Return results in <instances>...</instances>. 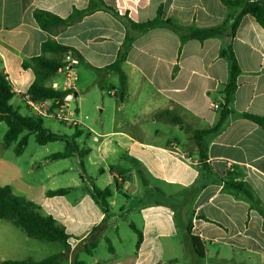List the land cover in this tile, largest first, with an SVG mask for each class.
Listing matches in <instances>:
<instances>
[{
    "label": "crops",
    "instance_id": "obj_1",
    "mask_svg": "<svg viewBox=\"0 0 264 264\" xmlns=\"http://www.w3.org/2000/svg\"><path fill=\"white\" fill-rule=\"evenodd\" d=\"M103 1L119 15L97 10L52 36L80 55L77 98L91 87L108 94L115 89L109 94L108 123L91 126L75 107L83 123L68 126L82 131L77 143L88 151L82 161L85 177L68 186L67 195L48 197L47 191L56 189H47L42 177H28L34 169L24 173L17 161L6 157L5 150H13L15 144L6 147L3 137L0 185H9L15 195L39 205L41 214L54 217L72 236L73 249L99 225L100 243L104 214L89 189L92 184L109 188L107 226L114 224L123 243L115 219H129L130 228L133 225L142 233V242L137 248L138 235L133 230L137 238L120 249L112 245L109 257L99 258L98 248L93 256L87 255L92 264H264V128L245 116H264V27L246 14L232 35L241 8L230 9L221 0ZM88 4L89 0H0V74L8 77L18 99L12 105L19 112L25 109L24 114L20 112L23 116H38L26 99L35 76L23 63L39 56L42 43L50 37L36 23L34 11L66 18ZM160 16L184 28L224 25V29L202 42L184 43L167 26L149 29L126 52L121 64L123 81L119 73L106 71L115 62L127 31L133 32L129 21L143 23ZM230 46L241 70L237 88L228 106L230 114L218 132L206 137V157L201 159L193 134L220 120L223 91L231 76L230 61L221 51ZM58 59L63 61L64 54ZM59 77L53 81L63 85ZM165 111L179 116L183 124L158 116ZM179 153L191 156L195 164L184 162ZM70 158L81 164L78 155ZM97 166L98 175L88 176V167ZM233 181L244 183L252 197L234 188ZM77 191L74 202L60 203ZM56 213L65 214L72 227ZM63 251L59 242L28 239L19 228L0 220L1 260H42ZM83 254L79 253L80 258ZM72 256L59 264H72Z\"/></svg>",
    "mask_w": 264,
    "mask_h": 264
},
{
    "label": "trees",
    "instance_id": "obj_2",
    "mask_svg": "<svg viewBox=\"0 0 264 264\" xmlns=\"http://www.w3.org/2000/svg\"><path fill=\"white\" fill-rule=\"evenodd\" d=\"M221 2L230 9L241 8L240 13L232 25V35L236 31L242 16L246 14L253 16L257 22L264 27V0H221ZM97 10L110 12L116 16L119 15L113 7L107 5L103 0H89V4L85 9H74L66 18L59 17L44 10L34 11L33 15L36 23L42 30L49 33L50 37L42 43L41 54L39 56L33 57L23 63V68L31 69L35 76L32 85L27 91V95L32 101L39 102L50 100L53 102V107H56L55 102L62 103L66 95L71 92L69 90H57L52 87V82L57 75V71L63 64L62 61H59L58 55L65 54L68 51L73 52L79 58L80 55L73 48L58 43L52 36H55L60 28L73 25L84 16ZM129 23L131 24L133 32L130 30L127 31L124 44L119 50L115 62L105 68L106 71L119 73L121 81L124 80L121 64L125 58V54L136 37L145 31L156 27L167 26L177 32L180 35L181 42L184 43L191 39L202 42L219 35L224 29V25L207 28H184L175 24L171 19H162L161 16L143 23H134L132 21H129ZM221 55L228 57L230 61L231 76L229 83L225 86L223 91L224 104L220 108V120L212 128L196 130L193 134V140L198 147L201 159L206 157V137L218 132L226 117L230 114L228 106L237 88V78L241 72L231 46L221 51ZM15 95L16 92L8 81V77L0 74V122H4L8 127L4 135V145L6 147H11L15 144L13 147L14 153L20 156L28 147L31 136H33L35 141L41 146L54 142H64V151L51 154L49 158L52 160H61L78 155L83 166L82 161L84 157L87 156L88 151L82 149L77 143V138L81 137L82 131L76 127V130L70 136L52 132L49 128L45 127L43 117L34 115L23 116L18 109L14 108L11 100ZM158 116L173 124H183V120L171 111H165ZM245 116L264 128V116L251 114H246ZM231 184L234 188L252 197L251 192L246 188L244 183L233 181ZM70 191V188L49 190L47 191V196H65ZM89 193L104 214L103 222L107 221L111 217V207L109 204L111 190L109 188L101 189L92 184ZM0 220H6L19 228L28 239L43 243L59 242L64 246L63 252L53 254L42 260H35L32 257H27L21 261L0 259V264H59L71 253L73 255L72 264H87L86 261L80 258L79 253L83 252L88 256H93L99 245V238L96 232L99 230L100 225L73 249L70 242L72 236L66 229L59 225L54 217L41 214L40 207L35 202L23 196L15 195L9 185H0ZM132 228L138 235L136 244L138 248L142 242V233L133 225ZM106 242L109 244V251L111 253L114 252L111 241L106 239Z\"/></svg>",
    "mask_w": 264,
    "mask_h": 264
},
{
    "label": "rangeland",
    "instance_id": "obj_3",
    "mask_svg": "<svg viewBox=\"0 0 264 264\" xmlns=\"http://www.w3.org/2000/svg\"><path fill=\"white\" fill-rule=\"evenodd\" d=\"M61 80L62 77H59ZM112 97L108 93H104L100 87H91L88 90L80 91L79 97L76 101L72 104V108L78 107L80 114L84 117L87 116L88 119L86 122L94 126L99 121L103 123H108L111 119V103ZM18 103V99L14 98L12 100V104L16 106ZM22 114L25 113V109L20 111ZM62 123H68V121L57 120L52 118H45L44 125L45 127L49 128L54 133L59 134H71L74 132L73 129L69 127L78 126L70 122L65 126ZM69 126V127H68ZM162 125L161 127H163ZM7 131V125L2 122L0 123V141L3 139L5 133ZM162 131L167 133V129L162 128ZM81 139L80 141H82ZM65 149L64 142H54L50 143L46 146L39 145L33 136L30 137V142L20 157H17L12 149L5 150L4 154L6 157L11 158L17 163L20 164L21 169L24 173L29 171L30 169H34L32 175L29 174L28 177H40L43 178L45 186L47 189H57V188H67L68 186H73L76 183L81 182L80 176L85 177V170L84 167L78 162L76 158H69L65 160H50L48 159V155L62 152ZM38 167V168H37ZM88 176H96L98 175V166L94 167V169H90L88 167L87 172ZM108 173V172H107ZM87 177V176H86ZM101 185V184H99ZM78 194V191L75 192L74 195L67 198V200H63L64 203L66 202H74L75 195ZM52 203H49L50 205ZM116 214H120L118 208H115ZM59 220L64 222L69 228L72 227V224L67 221L66 215L56 213ZM116 222L119 223L120 226V234L122 235L124 241L121 243L118 240V236L113 228L114 224H110L107 226L106 222L103 224V231H102V238H100V243L97 249V255L99 258L109 257L108 247L109 244L106 242L105 238H109L111 240L112 245L117 248H122L123 246H127L130 244L129 240L136 239V233L130 228L129 226V219H120L116 218ZM82 260L87 261L89 264H92L91 259L83 254L81 256Z\"/></svg>",
    "mask_w": 264,
    "mask_h": 264
},
{
    "label": "built area",
    "instance_id": "obj_4",
    "mask_svg": "<svg viewBox=\"0 0 264 264\" xmlns=\"http://www.w3.org/2000/svg\"><path fill=\"white\" fill-rule=\"evenodd\" d=\"M63 64L59 67L57 71V75H60L64 79L63 85L59 83L58 80L52 82V87L57 90H69L64 101L62 103L55 102L56 107L52 108L53 105L48 104V100L35 102L32 101L29 96H26L28 104L34 109L38 116L45 117H54L58 120L68 121V123L72 122L74 124H82V118L80 115L76 114V108H72V104L76 101V71L77 67L80 63L79 58L71 51H68L64 54ZM109 94H114L115 89L108 91ZM214 108L218 109L219 105H213ZM49 110H52L49 111ZM179 157L188 164H195V161L191 156L186 155L184 153H179Z\"/></svg>",
    "mask_w": 264,
    "mask_h": 264
}]
</instances>
